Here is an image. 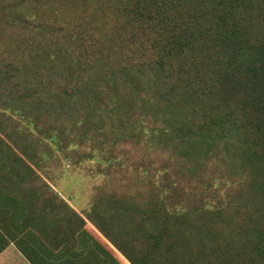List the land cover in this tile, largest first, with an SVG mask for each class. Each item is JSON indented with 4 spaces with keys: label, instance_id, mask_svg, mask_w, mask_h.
<instances>
[{
    "label": "trees",
    "instance_id": "16d2710c",
    "mask_svg": "<svg viewBox=\"0 0 264 264\" xmlns=\"http://www.w3.org/2000/svg\"><path fill=\"white\" fill-rule=\"evenodd\" d=\"M0 32V255L65 220L116 261L264 264V0H0ZM56 154L125 190L78 212Z\"/></svg>",
    "mask_w": 264,
    "mask_h": 264
},
{
    "label": "crops",
    "instance_id": "0c3cea01",
    "mask_svg": "<svg viewBox=\"0 0 264 264\" xmlns=\"http://www.w3.org/2000/svg\"><path fill=\"white\" fill-rule=\"evenodd\" d=\"M50 222L42 225V230L24 232L25 248L34 263L11 244L0 255V264H130L116 261V248L89 221L71 230L65 220ZM52 226L55 229H50Z\"/></svg>",
    "mask_w": 264,
    "mask_h": 264
},
{
    "label": "rangeland",
    "instance_id": "374dc122",
    "mask_svg": "<svg viewBox=\"0 0 264 264\" xmlns=\"http://www.w3.org/2000/svg\"><path fill=\"white\" fill-rule=\"evenodd\" d=\"M6 38V34L0 32V55L8 50L6 44L9 42ZM17 140L24 141L23 138H17ZM111 171L110 175L99 174L94 162L77 165L65 161L61 154H56L47 158L43 169L38 170V173L56 192L71 200L76 210L84 211L88 209L99 189L108 193L125 190L124 183L121 181L122 176L116 178V170ZM132 186L133 192L141 187L140 184L137 188L134 184Z\"/></svg>",
    "mask_w": 264,
    "mask_h": 264
}]
</instances>
